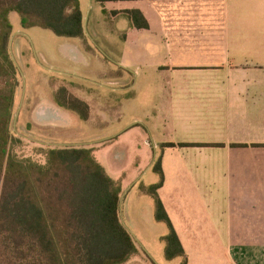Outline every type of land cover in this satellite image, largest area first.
<instances>
[{"label": "crops", "instance_id": "1", "mask_svg": "<svg viewBox=\"0 0 264 264\" xmlns=\"http://www.w3.org/2000/svg\"><path fill=\"white\" fill-rule=\"evenodd\" d=\"M116 3L140 14L147 28L129 29L155 40L163 59L157 112L130 127L142 125L149 148H160L141 176L159 164L157 196L186 264H264V0ZM47 104L38 127L62 126L55 118L63 112L73 117Z\"/></svg>", "mask_w": 264, "mask_h": 264}, {"label": "rangeland", "instance_id": "2", "mask_svg": "<svg viewBox=\"0 0 264 264\" xmlns=\"http://www.w3.org/2000/svg\"><path fill=\"white\" fill-rule=\"evenodd\" d=\"M79 3L85 32L81 41L38 27L24 30L19 16L10 15V51L20 81L12 130L22 140L13 152L44 163L43 146L91 149L96 162L121 185V222L137 250L122 264H178L165 257L162 238L169 230L155 219V201L144 192L153 181L158 182L159 174L150 171L141 176L148 156L159 155L160 148H149L152 143L142 125L130 127L133 118L157 112L165 78L159 71L162 56L147 33L129 29L134 25L115 0ZM79 91L90 102L83 101ZM61 93L70 106L74 100L84 102L87 119L73 111V117L63 112L55 115L62 126L38 127L35 121L40 118V108L51 101L59 106L55 96ZM138 177L139 182L134 183Z\"/></svg>", "mask_w": 264, "mask_h": 264}, {"label": "trees", "instance_id": "3", "mask_svg": "<svg viewBox=\"0 0 264 264\" xmlns=\"http://www.w3.org/2000/svg\"><path fill=\"white\" fill-rule=\"evenodd\" d=\"M12 13L24 30L38 27L58 37L85 39L79 0H0V264H122L137 250L121 222V185L96 162L92 150L43 146L44 163L13 152L22 140L12 130L20 83L10 51ZM125 14L135 27L147 28L138 12ZM55 99L60 107L87 119L84 102L73 99L70 106L62 93ZM154 171L160 181L144 192L155 201V219L169 230L162 238L165 257L168 261L182 257L186 264L157 196L163 184L158 163Z\"/></svg>", "mask_w": 264, "mask_h": 264}, {"label": "water", "instance_id": "4", "mask_svg": "<svg viewBox=\"0 0 264 264\" xmlns=\"http://www.w3.org/2000/svg\"><path fill=\"white\" fill-rule=\"evenodd\" d=\"M11 42H12V40H11ZM13 60H14V58H13ZM16 63V62H15ZM17 65V64H16ZM17 115H18V112L16 113V115H15V118H14V123L16 122V119H17ZM120 206H121V202H120Z\"/></svg>", "mask_w": 264, "mask_h": 264}]
</instances>
